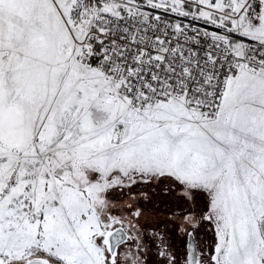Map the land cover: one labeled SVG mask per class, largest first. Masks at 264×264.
<instances>
[{
	"label": "snow or ice",
	"instance_id": "1",
	"mask_svg": "<svg viewBox=\"0 0 264 264\" xmlns=\"http://www.w3.org/2000/svg\"><path fill=\"white\" fill-rule=\"evenodd\" d=\"M0 264H264V0H0Z\"/></svg>",
	"mask_w": 264,
	"mask_h": 264
}]
</instances>
